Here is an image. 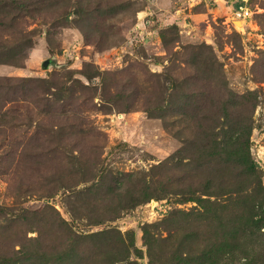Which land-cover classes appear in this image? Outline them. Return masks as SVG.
Instances as JSON below:
<instances>
[{
    "label": "rangeland",
    "instance_id": "1",
    "mask_svg": "<svg viewBox=\"0 0 264 264\" xmlns=\"http://www.w3.org/2000/svg\"><path fill=\"white\" fill-rule=\"evenodd\" d=\"M234 5L0 0V264H264V0Z\"/></svg>",
    "mask_w": 264,
    "mask_h": 264
},
{
    "label": "built area",
    "instance_id": "2",
    "mask_svg": "<svg viewBox=\"0 0 264 264\" xmlns=\"http://www.w3.org/2000/svg\"><path fill=\"white\" fill-rule=\"evenodd\" d=\"M235 5L232 7L230 12L229 22L233 19L242 20L244 24L251 25L252 22V10L249 6L250 0H234Z\"/></svg>",
    "mask_w": 264,
    "mask_h": 264
},
{
    "label": "trees",
    "instance_id": "3",
    "mask_svg": "<svg viewBox=\"0 0 264 264\" xmlns=\"http://www.w3.org/2000/svg\"><path fill=\"white\" fill-rule=\"evenodd\" d=\"M47 59H49V60H48L47 64L44 67L56 65V63L54 62V57H48L45 60H47Z\"/></svg>",
    "mask_w": 264,
    "mask_h": 264
},
{
    "label": "water",
    "instance_id": "4",
    "mask_svg": "<svg viewBox=\"0 0 264 264\" xmlns=\"http://www.w3.org/2000/svg\"><path fill=\"white\" fill-rule=\"evenodd\" d=\"M239 21H240L239 19H236V20H234L233 22H237V23L239 24ZM48 60H49V59L44 60L43 63H42V65L45 66V65L47 64Z\"/></svg>",
    "mask_w": 264,
    "mask_h": 264
},
{
    "label": "bare ground",
    "instance_id": "5",
    "mask_svg": "<svg viewBox=\"0 0 264 264\" xmlns=\"http://www.w3.org/2000/svg\"><path fill=\"white\" fill-rule=\"evenodd\" d=\"M239 23H240V21H239ZM241 24H243V21L241 22Z\"/></svg>",
    "mask_w": 264,
    "mask_h": 264
}]
</instances>
